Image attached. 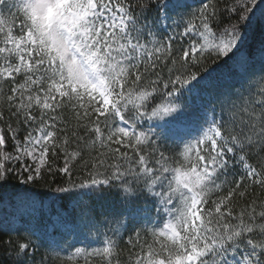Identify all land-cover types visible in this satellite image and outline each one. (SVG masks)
Segmentation results:
<instances>
[{"label":"snow or ice","instance_id":"1","mask_svg":"<svg viewBox=\"0 0 264 264\" xmlns=\"http://www.w3.org/2000/svg\"><path fill=\"white\" fill-rule=\"evenodd\" d=\"M73 2L90 6L78 22L49 15L54 0H0V182L6 185L14 176L27 185L55 176L61 180L56 193L69 195L115 183L128 200L142 186L140 191L158 197L170 217L162 228L149 230L151 242L141 240L140 230L127 237V264H198L209 252L241 245L243 264H264V200L252 199L239 212L233 205L250 187L264 191V68L258 76L251 72L239 89L222 93L219 118L215 109L210 119L203 114L207 128L165 119L178 112L175 101L182 90L191 91L185 86L197 79L192 69L206 54L236 57L248 71V58L236 55L246 37L241 29L253 8L264 20V4L202 0L167 41L144 44L129 31L123 0ZM117 118L125 126L116 125ZM156 120L163 123L137 131L140 121ZM161 139L183 142L178 159L170 162ZM235 165L243 175L230 182L226 174ZM185 167L198 174L197 184L182 178ZM229 184L234 186L226 194L212 199ZM32 205L37 211L35 201ZM117 223L111 230L116 238L106 237L104 247H75L56 258L78 264L86 253V264L92 256L113 264L124 227ZM25 232L8 241L15 264H34L45 238L30 225ZM206 264L219 262L213 257Z\"/></svg>","mask_w":264,"mask_h":264},{"label":"trees","instance_id":"2","mask_svg":"<svg viewBox=\"0 0 264 264\" xmlns=\"http://www.w3.org/2000/svg\"><path fill=\"white\" fill-rule=\"evenodd\" d=\"M174 0H123V2L129 6V15L131 17L129 23V31L131 35L140 43L149 44L153 41H167L169 37L172 35L175 26L179 21H186L191 18L192 14L197 11L198 8L202 7V0L197 2L193 6H185L184 8H171V3ZM116 0H113L115 3ZM203 2H207V0H203ZM229 4L235 3V0H228ZM259 3L264 4V0H257V5ZM7 15V12L5 13ZM251 17L249 24L241 29V32H246V36L250 38V42L245 45L248 53L246 57L249 61V72H256L257 76L259 75V71L262 69V64L258 60H249L251 51L256 47H264V20L260 18L259 11L253 8V14H248ZM227 22V17H224ZM235 19L231 21V23H235ZM178 31H182V27L180 29H176ZM150 46V45H149ZM178 46V45H176ZM186 46V45H185ZM237 55V54H236ZM229 56H232V54ZM236 57L230 59L225 56H216V55H205L202 62H200L196 67L192 70L197 73V79L192 81L191 84H194V88L198 89L201 92L207 91V93L211 96V99L208 101L203 100V105L205 106V111L207 116L211 118L213 114V109H215V114L217 118H219L221 114V102L225 99L222 95L224 91L228 88H232L233 91L242 87L246 82L242 85L236 83V74L238 73L236 70L237 63L235 62ZM208 77L207 81H209V90L205 89V86L202 82H197L198 79ZM256 79V77H253ZM205 84V83H204ZM190 85V84H189ZM185 86L187 87L189 86ZM186 90H182L181 96L175 101L178 105L195 103V98L191 95L185 94ZM245 95L247 93L245 92ZM187 98V99H186ZM232 99H236V97H232ZM204 110V109H203ZM68 119L70 123L74 126L75 121L72 119L71 114H68ZM146 123L147 121H140L139 125L142 123ZM123 123L119 118L115 121V124L120 126ZM141 127V126H140ZM138 131V130H137ZM23 135V132L21 133ZM74 147V146H73ZM161 150L165 152V154L170 158V162L172 160L178 159V153L182 150V144L171 143L169 140L161 139L160 141ZM123 150V149H122ZM131 154V153H130ZM87 158V156L85 157ZM62 164V161L60 162ZM84 173L81 171L77 173V177L83 176ZM243 175V171L239 165H235L228 169L226 174L228 181H238L240 177ZM76 178V177H74ZM225 179V177H221L218 182H221ZM61 184V180L59 177L48 176L46 175L44 180L39 181L34 184H21L18 178L11 176L6 185L0 182V202L4 201L6 196H31L35 197L36 200L40 203L43 202H58V207L62 208L66 213V222L73 224L77 227L79 225V221L83 220L84 217H80L77 213L84 211L85 206L73 209L69 208V204L72 199H75L76 196L81 193V190H77L75 194H58L55 189L57 186ZM229 186H234L232 184L226 185L221 193H216L213 195L212 199H215L218 195L226 194ZM142 187V186H140ZM140 187L137 189V193L145 194L146 192L140 191ZM23 189H26L29 192H25ZM91 193L92 200L91 204H95L94 207H105L111 201L117 202L118 200V191L121 190L117 184H113L112 186H101L94 189H85ZM122 192V191H121ZM252 199L264 200V191L259 189L258 187H250L249 195L245 198H240L235 196L233 198L234 211L239 212L241 208L245 207ZM28 202V201H27ZM114 208V218L120 219L118 214L120 213L121 207L116 203L113 205ZM111 207V208H112ZM98 210V208H97ZM125 212V210H124ZM96 213V212H94ZM123 214V213H122ZM77 215V216H76ZM0 218V264H15V257L10 253L8 248V241L11 239L15 241L16 239L22 238L27 235V233L20 228H10L8 226L3 225L5 218L1 221ZM132 222H129V225ZM136 229L131 225L128 228V232L125 235H121L118 240V248L117 252L118 256H113V264H115L116 259H119L120 264H127L129 247L126 244L127 237L133 234ZM141 232V240L147 239L151 242V234L142 230ZM26 233V235L24 234ZM115 239V238H114ZM239 247H242L239 246ZM231 249L226 246L225 250ZM138 250V249H137ZM221 250H214L211 255L208 253L205 257H202L199 260L198 264H206V261L211 259L214 255L222 254ZM34 264H41L43 260L44 264H61V261L56 258L54 255L50 254H34L32 257ZM78 264H86L85 260H79ZM88 264H106L104 259H89Z\"/></svg>","mask_w":264,"mask_h":264},{"label":"rangeland","instance_id":"3","mask_svg":"<svg viewBox=\"0 0 264 264\" xmlns=\"http://www.w3.org/2000/svg\"><path fill=\"white\" fill-rule=\"evenodd\" d=\"M198 1L200 0H175L172 5L173 7H183L184 5H192ZM246 32L247 31H242V34ZM249 42L250 38L246 36L243 46L240 48V52L237 53V56H239L241 53H243L245 56L249 54L245 46ZM249 60H258L260 61V64H262V67H264V47L260 46L254 48L250 53ZM236 65H238L237 72H240L238 82L242 85L244 82H246L247 76L250 74V72H246L239 64ZM179 115L182 116L185 114L180 113ZM199 118L200 115L193 114L191 123L197 127H201L200 125L196 124ZM165 119L167 120V117ZM156 123H163V121H149L147 127L152 125L154 126ZM146 129L147 128L143 130ZM156 130L158 131V129ZM197 134L198 133L194 132L193 136ZM190 139H192V136H185L184 138V140ZM172 140L182 142L178 139ZM82 194L78 197V200L72 203V206L76 207L85 206V210L81 211L79 214V216L84 217V219L79 221V225H77V227L73 224H68L65 222V212L62 211L59 215L51 213V211L47 209L48 205L40 207V205L36 203L38 207L37 211L40 213L37 211L34 212L32 201H34L35 198L31 196L24 197V195L14 197L9 195L6 196L4 201L0 202V218H2L1 220L6 218L5 222H10L15 226H19L22 223H24L25 226L30 225L36 232H42V234H45V238L41 239L39 242V248L35 255L41 253H51L56 255L59 253V255L63 257L67 255L69 251H74L75 247H82L87 251H91L94 248L104 247L106 237L113 239L116 238L113 236L111 230L119 226L117 223L118 221L124 224V227L121 229V234H123L124 228H127L129 224L128 222L130 220H135V225L141 226L140 231L145 229L149 231L151 229L162 228L170 217L169 211L160 202L159 198L152 195L151 193H148L145 196H137L139 197L137 201H132V199L127 200L123 194H120L123 199L118 197L117 202L114 200L111 201L112 203L108 202V205L105 207H94L95 204L90 203L92 198L90 196L84 197V194H87L85 191ZM113 203H116L122 209L120 210L121 214H118L120 219L114 218L115 207L111 206ZM125 209L126 212H124ZM136 209H140V211L136 212ZM85 224H94L95 227H91L89 230L83 227ZM72 229H75V231H72ZM33 239H35V236ZM49 240L55 241L57 243H50ZM73 244L74 247L70 248L69 246ZM61 249H65V251H61ZM244 255L245 253L242 249L241 251H235L231 254H225L216 260L219 262V264H225V261L226 264H243ZM85 256L86 253L82 255L79 260H85ZM93 258L103 259V257L92 256L88 258V260Z\"/></svg>","mask_w":264,"mask_h":264},{"label":"clouds","instance_id":"4","mask_svg":"<svg viewBox=\"0 0 264 264\" xmlns=\"http://www.w3.org/2000/svg\"><path fill=\"white\" fill-rule=\"evenodd\" d=\"M88 5L83 3L73 2L69 0L68 3H64V0H54L53 7L49 11V15H60L65 14L70 22L83 19L82 13L89 10ZM70 10V11H69ZM88 19L91 20V14L89 13ZM74 70V69H73ZM182 178L186 181H190L193 184H197L198 174L192 169H187L186 167L182 170ZM181 259H183L181 257Z\"/></svg>","mask_w":264,"mask_h":264}]
</instances>
